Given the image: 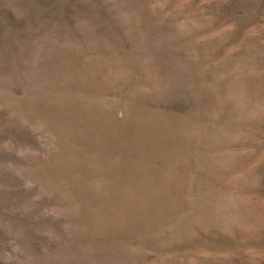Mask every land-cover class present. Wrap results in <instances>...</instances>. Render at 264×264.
<instances>
[{
	"label": "rangeland",
	"instance_id": "rangeland-1",
	"mask_svg": "<svg viewBox=\"0 0 264 264\" xmlns=\"http://www.w3.org/2000/svg\"><path fill=\"white\" fill-rule=\"evenodd\" d=\"M0 264H264V0H0Z\"/></svg>",
	"mask_w": 264,
	"mask_h": 264
}]
</instances>
